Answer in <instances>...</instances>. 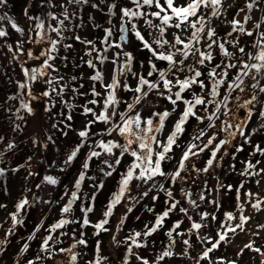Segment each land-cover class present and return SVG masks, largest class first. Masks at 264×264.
Instances as JSON below:
<instances>
[{
    "label": "rangeland",
    "instance_id": "obj_1",
    "mask_svg": "<svg viewBox=\"0 0 264 264\" xmlns=\"http://www.w3.org/2000/svg\"><path fill=\"white\" fill-rule=\"evenodd\" d=\"M54 7L49 8L47 5L41 7V0H8V5L5 8L0 9V14L6 12L9 16L13 17L15 22L24 29V36L21 37L14 29L11 28V24L5 20L0 22V27H3L9 35L0 38V136L4 137V141L0 142V151H3L8 142L14 141L17 147L11 151H5L3 156H0V168L5 169L3 176H0V204L6 205L5 208H0V241L5 240V233L12 227V221L9 213L16 211V204L21 199L25 198L28 193V200L31 202L23 213L24 223L17 225L14 234L7 236L8 243L3 246V251H0V264H28L29 260L40 254L44 257L42 261H37V264H69V254L59 253L52 258H48L47 253L40 252V244L42 240L48 235L47 228L49 225L57 222L61 218V207L66 204L69 196L66 193H71L74 189V184L78 178L82 164L85 161L90 146H93L101 139L118 140L123 143V138L119 137L115 132L111 136L105 135V130L109 125L104 123H96L91 126L90 139L81 148L77 158L71 163L70 166L65 167V170L58 178V184L53 186L43 182L45 175H50L55 170V163L60 162L62 156H67L68 153L81 142V138L77 133L82 130L87 121L93 119L91 114H83V106L87 104L88 107L94 108L97 113L102 108V103L97 105L88 104V101L92 99L102 100L101 97H93L91 89L95 84L96 90L104 92L105 89L101 86L100 82H93L90 80V76L94 75V70L87 66L86 61L91 57L85 55L86 46L80 42H77L73 37L74 35H80L85 39L93 40L96 42L97 48H103L101 43L105 35L104 30L107 28H113L114 40H118L120 35V11L121 7H133L131 0H89L88 4H69L68 0H52ZM163 2V0H161ZM180 3H184V0H179ZM112 3L117 4V8L114 10L116 15H109L108 6ZM227 3L232 7L227 9V12L220 17V19L213 18V26L216 27L218 34L221 38L233 39L239 38V47H244L245 52H255L256 49L252 47L253 43L258 38L259 32H264V23L261 24V28L256 30L254 24L260 22V17L264 16V12L260 8H256L252 11V20L245 25L247 29L253 31L252 36H247L241 33H233L232 37H227V33L231 31V26L227 23L236 16V12L239 8L244 7L245 0H227ZM31 4L29 8V15H40L45 19L46 26L51 24L57 25L56 20H52L48 17V12L51 11L59 19H64L63 13L65 8L68 10L69 19L65 20V25L69 29L64 33V40L59 45V53L54 64L58 72L50 71L51 76H62L63 80L60 82V86L67 85L63 93V102L60 97H56L55 106L51 108V111H45L46 104H49L48 97H42L40 94L45 91L48 86L43 81H37L32 84L33 94L40 97L37 100L31 102V106L34 111L29 115L25 111L21 110L20 116L24 119L17 118L16 109L20 107L19 98L10 100L8 97L17 94V81H24L25 77L21 70V65L24 67H38L42 62L41 60H30L27 57V51L31 49L34 55H39L42 49L49 47L47 42L41 44L30 43L28 41L29 30L34 28L35 21H30L24 14V9ZM92 4H97L99 7L94 8ZM64 5V7H61ZM264 7V5H261ZM72 9V10H71ZM146 11L152 12L157 9L145 8ZM72 13H75L73 16ZM247 14V9L244 12H240L236 18L243 22V18ZM149 19H154L149 16ZM137 27L141 30L146 39H151L148 35L149 30L144 24L143 19L135 20ZM159 23V21H155ZM131 25H129V28ZM175 29L169 30L170 33ZM52 39H57L55 32L49 33ZM33 39H36L35 32L31 33ZM20 39L24 40L23 55H18L17 58H13V52L16 50V42ZM11 44L13 51H9L7 45ZM63 44L72 45L71 49H65ZM155 47V45H153ZM234 56L231 60L232 63H236L237 57H240L238 47H232L226 45ZM124 51L132 53L134 60L132 64L133 72L141 73L147 76L149 68V58L151 56L147 49H144L141 42L129 32L128 43L124 45ZM120 51L119 49H110L107 53L109 60L103 65H100L98 61V68H102L105 81L108 83L113 75L114 65L111 63L113 53ZM96 53H93L95 56ZM214 59L209 64L206 62V66H199L200 70L204 73L202 79L205 84H209L207 73L217 63H220L222 56L219 54V49H213ZM66 57V59H64ZM83 58V60H82ZM123 59V58H121ZM246 60L247 57L245 56ZM158 68L166 69L167 62L154 61ZM191 63V61H189ZM237 74V69H230L228 80H232ZM177 75H180L177 73ZM76 77L75 80L72 77ZM45 77L44 79H47ZM156 75L149 77V79H156ZM183 78V77H181ZM121 84L127 82L131 87H135L137 80L130 73L120 77ZM252 81L245 78L246 91L244 93H233V96L240 94L242 99H248L252 94L250 88ZM264 85V80L261 81ZM59 87V86H58ZM226 85L222 86L220 91L223 94ZM76 89L77 91H73ZM163 90V89H161ZM175 91V89H174ZM192 91L200 94L201 90L198 86H193ZM86 93V95H81ZM206 94V93H205ZM118 97L122 101L131 102L133 93L125 91L123 87L117 93ZM261 100H264V94H259ZM186 98H191V93H185ZM71 104L73 107L69 108L67 105ZM234 107V105H230ZM260 104H257L255 114L248 122L246 131L251 132L253 128H258L260 124V117L258 115ZM126 105L121 103L119 105V111H124ZM172 105L164 98L157 96L155 93L149 94L148 98L142 101L141 105H138L136 111H140L141 115L147 117L151 115L153 111L162 112L165 109L171 110ZM183 105L174 113L173 116L166 122L167 128L164 135L171 130L172 123L178 118L179 111L182 110ZM234 111L235 108H233ZM63 113V115H62ZM71 114L72 119L69 121L66 116ZM134 114V113H133ZM236 115L239 119L245 118V110L240 109L236 111ZM223 119V117H222ZM219 121V120H218ZM216 121L217 127L220 124ZM208 121L198 123L195 119H190L189 123L185 126L186 131L178 141L179 147H175L170 154L173 159L165 162L163 168L166 172H174L177 166L183 149L186 144L190 142L192 133L197 128H205ZM19 124L20 130H14V126ZM71 125L70 128L66 125ZM56 125V127H53ZM215 129H209L208 135H211ZM67 132V135L63 133ZM52 140L49 141L48 137ZM33 138L38 143L33 145ZM163 138V136L161 137ZM207 136L203 138L202 143H206ZM47 144V148L44 145ZM256 145L264 147V131H258L251 136V142L245 143L244 138L237 135L236 139L232 141L230 145H227V154L224 155L223 160L219 166L213 167L209 173H197L191 169L189 165V171L182 173L187 177L186 180H178L172 187L173 195L176 200L180 201V205L169 217L165 219L164 225L157 232L153 233L149 237H141L142 241L146 242V247L137 248L133 246L134 255L128 256V264H141V261L137 259V256L146 258L150 264H156L158 256L165 250L169 244V237L166 233L173 228L176 221H182L180 227L176 229V232L183 233V235H176L173 233V238L176 240L175 245L171 249L174 255L171 257H165L159 264H197V259L202 252L211 247V242L207 238L215 240L217 237V231L220 229L221 222L225 220L224 213L233 212L239 216L237 209V191L236 189L240 185L245 186L247 182V175H242L246 166V162L251 160L255 163L257 160L261 161L260 164L264 165V155L255 152ZM243 147L242 151H236L237 147ZM99 151L100 149H96ZM117 155L119 150H116ZM223 154V153H221ZM219 155V154H218ZM210 156V152L205 150L204 153L198 157H194L191 161L195 164L196 168L202 169L207 159ZM28 157L32 159L29 161ZM105 159H111L107 156H101L100 158H94L90 162V168L87 171L88 177H95L100 174L99 170L104 167L102 161ZM130 155H125L121 164L117 170L113 172L110 177H105L101 180L104 182V187L99 190L94 189L95 179H87L81 186L78 195L81 199L74 205V212L70 219H82L83 213L80 211V206L83 203L87 206L91 203V196L95 192L94 211L88 214L92 224H95L99 220L103 219V213L107 209L108 203L112 198L113 193L117 192L118 182L121 174L127 169L132 162ZM259 164V165H260ZM23 165V167H20ZM64 165V164H63ZM234 165V168H233ZM257 165V167L259 166ZM14 169H18L13 171ZM106 170V169H105ZM32 173V174H30ZM157 181L163 182L165 189L170 186L169 182H164L160 177L156 178ZM205 181H207V187H205ZM152 182L145 185L141 181L134 180L131 184V192L129 195L136 197L137 200H125L121 204L117 205L114 209L113 216L109 219V224L106 227L108 232H101L99 236L94 235L95 229L91 226L81 228L80 224H70L65 229L60 231H67L68 235L59 238V243L55 245V248H69L74 242L73 232L76 233L75 238H80L81 232L84 233V238L87 239V246L78 245L75 251L81 253L78 258L77 264H89V261L93 260L96 256V243L100 241V255L107 257V264H124L125 256L127 255L128 245L123 243L126 237L130 236L134 232L145 231V225L151 227L155 223L156 216L161 214L167 207L166 200L168 199L164 191H157L153 189L149 192V195L142 197L141 193L146 191ZM37 185H40L38 188ZM218 185H232V189L228 190L226 187L217 190ZM191 192V199L196 200L199 205L198 208H192L187 202V199L181 194L180 189ZM211 188L213 191L209 192L207 189ZM241 190V188H240ZM51 192L52 195L46 202V205L42 207L44 199L39 196L41 193ZM203 192L206 199L204 201L199 200V195ZM158 195V199L153 201L152 197ZM218 201L219 207L208 201ZM133 210L127 213V219L125 220L122 229L117 232V225L120 223L121 218L127 212V208L132 206ZM180 207L188 208V214L185 215L180 212ZM152 209V211H149ZM208 212L215 214L216 219L213 220L209 216L203 223L206 227L200 230L189 233L188 229L191 227L192 221L188 219V216L192 217V220L200 222V213ZM262 212V213H261ZM257 214V215H256ZM251 219L244 226V231L237 229L235 234L229 233L228 240L222 242L220 246L209 254V259L200 260L199 264H227L228 260H234L235 264H245L248 261L249 264H261L264 261V229L258 227V225L264 224V207L261 211L256 212L251 208L250 213H246ZM255 217V218H254ZM43 221V227L33 240L29 241L28 237L34 232L36 226ZM232 224L238 223V220L232 221ZM113 235L116 236L118 241H121L119 246L113 241ZM189 240L191 247H187L183 244V240ZM27 242L30 247L28 251L21 253L23 244ZM252 243L255 248H260L261 253H257L251 249L244 248L245 244ZM18 247V261L14 255L15 247ZM243 249L242 254L238 253ZM187 250V255H180ZM222 258V259H221Z\"/></svg>",
    "mask_w": 264,
    "mask_h": 264
},
{
    "label": "snow or ice",
    "instance_id": "obj_2",
    "mask_svg": "<svg viewBox=\"0 0 264 264\" xmlns=\"http://www.w3.org/2000/svg\"><path fill=\"white\" fill-rule=\"evenodd\" d=\"M104 2V0H101ZM69 4H88L89 0H68ZM133 7H121L120 11V35L118 40H114V30L113 28H107L104 30L105 35L101 43L104 47L97 48L96 42L93 40L85 39L80 35H74V39L86 46L85 55L91 57L90 59L83 61L88 67L94 70V75L90 76V80L93 82H100L101 86L105 89L102 93L96 90L95 84L91 89L93 97H101L102 100L92 99L88 101V104L97 105L102 103V108L97 113V111L88 107L87 104L83 106V114L93 117V119L87 121L84 128L80 130L77 135L81 138V142L77 144L67 155L64 160V166H70L71 163L77 158L84 147L85 143L90 139L92 135L90 129L91 126L100 122L109 127L105 130V135L111 136L115 132L119 137L123 138V143L118 140H104L101 139L96 142L93 146H90V150L85 157V161L82 164V170L75 181L74 189L70 194L66 204L61 207V218L48 226V235L42 240L40 244V252L47 253L48 258H52L54 255L59 253L69 254V264H77L78 258L81 253L75 251L78 245L87 246V239L84 238V233L81 232L80 238H75L76 233L73 232L74 242L69 248H55V245L59 243V238L68 235L67 231H60L65 229L66 226L70 224H80L81 228L91 226L95 229L93 233L99 236L101 232H108L109 229L106 225L109 224V219L114 214V209L117 205L121 204L125 200H137L130 194L131 184L134 180L141 181L145 185L149 182L151 186L141 193L142 197L149 195L153 189L159 191H164L167 196L166 203L168 207L156 216L155 223L149 227L145 225V231L143 233L137 231L132 233L130 236L126 237L123 243L127 244V255L124 259V264H128V256L134 255L133 246L137 248L146 247V242L142 241L140 238L149 237L153 233L157 232L164 225V221L169 217L177 207L180 205V201L176 200L172 187L178 180H186L187 177L182 175V173H187L189 171V165L191 169L199 173H209L213 169L214 165L219 166L220 162L223 160L224 155L227 154V145H230L233 140L236 139L237 135L244 138L245 143L251 142V136L258 131H264V100H261L259 94H264V85L261 81L264 80V32H259L258 38L253 43L252 47L256 49L255 52H245L244 47H239V38L235 37L233 39L221 38L218 34L216 27L213 26V18L220 19L222 15L227 12V9L232 7V5L227 3V0H184V3H180L179 0H131ZM8 5V0H0V9L5 8ZM47 5L49 8L54 7L52 0H41V7ZM264 0H245L244 7L239 8L236 12V16L232 20L227 21L231 26V31L227 33V37H232L233 33H241L247 36H252L253 31L245 27L252 20V11L256 8H260L264 12ZM24 9V14L30 21H35L33 29L29 30L28 41L30 43L41 44L47 42L49 47L42 49L39 55H34L33 51L29 49L27 51V57L30 60H41L43 62L38 67H24L21 65V70L25 77L24 81H17V94L8 97L10 100L18 99L20 107L16 109L17 118L23 120L24 117L20 116L21 110L25 111L27 114H33V107L31 102L37 100L40 97L33 94L32 84L37 81H43L48 88L43 91L40 96L48 97L49 104H46L45 111H51V108L55 106V98L60 97L61 102H63V93L67 85L60 86V82L63 80L62 76L53 77L51 76V71L58 72L59 69L55 67V60L59 53V45L62 44L64 40V33L69 31L65 25V20L69 19V14L67 8L63 13L64 19H59L51 11L48 12V17L52 20L57 21L56 26H52L50 23H45V19L40 16L29 15V8ZM64 7V5H61ZM92 7L98 8L97 4H92ZM151 9L155 8L156 11L148 12L145 8ZM117 8L116 3H112L108 6L109 15H116L114 11ZM247 9V14L243 18V22L236 17L239 16L240 12H244ZM74 16L75 13H72ZM151 16L154 19H149ZM143 19L144 24L149 30L148 35L151 38L146 39L141 30L137 27L135 20ZM7 20L11 24V28L14 29L21 37L24 36V29L15 22L14 18L9 16L6 12L0 14V22ZM155 21H159L156 23ZM264 23V16L260 17V22L254 24V28L259 30L261 24ZM129 25L131 27L129 28ZM175 29L170 33L169 30ZM35 32L36 39H33L31 33ZM55 32L57 39H52L50 34ZM131 32L137 40H139L144 49H147L151 56L149 58L148 64L150 70L147 76L133 72L132 64L134 57L132 53L124 51V45L128 43V33ZM9 33L0 27V38L8 36ZM24 40L20 39L16 42V50L13 52V58H17L18 55H23ZM155 45V47L153 46ZM226 45H231L232 47H238L240 57H237L236 63H232L231 60L234 53L229 50ZM9 51H13L12 45H7ZM65 49H71L72 45L63 44ZM119 49L113 53L111 58V63L114 65L113 75L108 83H104L105 75L102 68L97 67L98 61L100 65H103L110 58L107 55L110 49ZM219 49V54L222 56L220 63L215 64L207 73L209 84H205L204 73L200 70L199 66H206L207 63H211L214 59L213 49ZM93 53H96L93 56ZM247 57L245 60L244 57ZM123 58V59H121ZM66 59V57L64 58ZM83 60V58H82ZM154 61H164L167 62L166 69H160L157 67ZM191 61V63H189ZM237 69V74L232 80H228L229 70ZM130 73L136 78L137 83L133 88L127 82L123 85L121 84L120 77L125 76ZM179 73L180 75H177ZM156 75V79H149ZM48 77L47 79H44ZM183 77V78H181ZM245 78L252 81L250 88L252 89V94L248 99H242L240 94L233 96V93H244L246 91ZM73 80L76 77H72ZM226 85V88L221 94V87ZM59 86V87H58ZM193 86H198L201 90L200 94L192 91ZM123 87L125 91H130L133 93V98L131 102L122 101L117 93L120 88ZM163 89V90H161ZM175 89V91H174ZM73 91H77L73 89ZM155 93L166 99L173 107L171 110L165 109L162 112L153 111L151 115L144 117L141 115L140 111H136L138 105L142 104V101L146 100L149 94ZM185 93H191V98H186ZM206 93V94H205ZM81 95H86V93H81ZM124 103L126 105L124 111H119V105ZM183 105L182 110L179 111L178 118L172 123L171 130L167 132L165 136L164 133L167 128L166 122L177 113L180 105ZM257 104H260L258 115L260 117V124L258 128H253L251 132H247L248 122L252 119L255 114ZM240 109L245 110V118L239 119L236 115V111ZM69 108L73 107L71 104L67 105ZM134 113V114H133ZM63 115V113H62ZM223 117V119H222ZM67 120H71V114L66 116ZM190 119H195L198 123H203L205 120L208 121L205 128H197L196 131L192 133L190 142L186 144L182 151V154L177 161V166L174 172H166L163 168V164L173 157L170 155L175 147H179L178 141L183 136L186 131V125L189 123ZM220 121V126L217 127L216 121ZM56 127V125H53ZM70 128L71 125H66ZM209 129H215L211 135H208ZM14 130H20V125L14 126ZM67 135V132L63 133ZM224 134V138H220V135ZM163 136V138H161ZM207 136L206 143H202L203 138ZM4 137L0 136V142L4 141ZM48 140L51 141L52 138L49 136ZM38 141L33 138V145L35 146ZM17 145L14 141L8 142L3 151H0V156H3L5 151H11L15 149ZM47 148V144L44 145ZM100 149L97 151L96 149ZM116 150H119L117 155ZM208 150L210 156L206 161L205 166L200 169L196 168L195 164L191 161L194 157H198L202 153ZM243 147H237L236 151H242ZM255 152L264 155V147L256 145ZM223 153V154H221ZM219 154V155H218ZM125 155H130L133 159L129 164L127 169L121 174L120 180L118 182V191L113 193L110 199L107 209L103 213V219L99 220L95 224L89 219L88 214L94 211V201L95 192L91 196L89 203L85 206L83 203L80 206V211L83 213L82 219H70L74 212V205L78 200L81 199L78 195L82 184L87 179L94 180L95 177H88L87 171L90 168V162L94 158H100L101 156H107L111 159H105L102 161L104 167L99 170L105 177H110L113 175L121 164ZM32 158L28 157L30 161ZM261 161L257 160L252 163L251 160L246 162L244 171L242 175H255L259 176L264 173V168L257 169ZM20 167H23L21 165ZM234 168V165H233ZM107 169V170H105ZM18 169H14L16 171ZM64 169L62 168L61 171ZM255 170V171H249ZM5 169L0 168V176H3ZM32 174V173H30ZM157 177H160L162 181L169 182L170 186L165 189L164 183L157 181ZM43 182L50 185H57L58 178L45 175L43 177ZM259 184V181H257ZM39 188L40 185H37ZM95 190L102 189L104 187V182L100 181L94 186ZM205 187H207V181H205ZM226 187L228 190L232 189V185H218L217 190ZM240 185L236 189L237 195V209L239 211V216L233 212L224 213L225 220L221 222L220 229L217 231V237L215 240L212 238H207L211 242V247L206 248L200 257L197 259V264L200 260L209 259V254L217 249L222 242H226L229 237V233L235 234L237 229L244 231V226L251 219L250 216L244 215V203L240 201ZM209 192L213 189L208 188ZM181 194L187 199L192 208H198L196 200L191 199V192L185 191V189H180ZM248 200H254L251 203V207L258 211H261L264 207V197H260L259 193L247 192L244 194ZM158 195L153 196V201L157 200ZM206 199L203 192L199 195V200L204 201ZM219 207L218 201L212 200L208 201ZM31 202L27 197L21 199L17 202L15 208L16 211L9 213L12 221V227L8 229L5 233V240L0 241V251H3V246L8 243L7 236L14 234V230L17 225H22L24 223L22 213L30 207ZM6 205L0 204V208H5ZM134 205L127 208V212L121 218L120 223L117 225V232L122 229V226L127 219V213L133 210ZM180 212L187 215L189 209L180 207ZM152 211V209H149ZM209 216L213 220L216 219L215 214L202 212L200 213V222L192 220L191 216L188 219L192 221L191 227L188 232H194L206 227L203 223ZM238 220V223L232 224V221ZM182 221H176L173 228L170 229L166 235L169 237V244L165 250L158 256L156 264L162 261L165 257H171L174 255L171 249L176 243L173 238V233L176 232L181 225ZM43 227V221L36 226L34 232L28 237L31 241L35 238L36 233L40 231ZM259 228L264 229V224L258 225ZM176 235H183V233L176 232ZM113 241L117 246L121 243L113 235ZM183 244L187 247H191L189 240H183ZM30 245L25 242L21 248V253L28 251ZM244 248L251 249L257 253H261L260 248H255L252 243L244 245ZM96 256L93 260L89 261V264H107V257L100 255V241L96 243ZM243 249L240 250L239 254H242ZM187 250L180 255H187ZM264 254V253H261ZM44 257L37 254L36 257L28 261V264H37V261H42ZM137 259L141 261V264H150V262L144 258L137 256ZM222 259V258H221ZM227 264H235L234 261H229ZM264 264V261L261 262Z\"/></svg>",
    "mask_w": 264,
    "mask_h": 264
},
{
    "label": "bare ground",
    "instance_id": "obj_3",
    "mask_svg": "<svg viewBox=\"0 0 264 264\" xmlns=\"http://www.w3.org/2000/svg\"><path fill=\"white\" fill-rule=\"evenodd\" d=\"M260 168H264V165L260 164L256 170H259ZM257 181H259V184H257ZM247 192L259 193L260 197H264V173H261L259 176L247 175V182L245 186H243L240 190V201L244 203V215H246V213H250V210L252 208L251 203L254 202V200H248L245 197L244 194Z\"/></svg>",
    "mask_w": 264,
    "mask_h": 264
},
{
    "label": "trees",
    "instance_id": "obj_4",
    "mask_svg": "<svg viewBox=\"0 0 264 264\" xmlns=\"http://www.w3.org/2000/svg\"><path fill=\"white\" fill-rule=\"evenodd\" d=\"M235 108V107H233ZM218 123L220 124V121H218ZM220 138H224V134H221L220 135ZM67 156H62L60 159H58V161L60 162V164L58 162L55 163V170L51 172V176H54V177H57L60 179V176L61 174L63 173V171L65 170V166L63 165L64 164V160L66 159ZM64 169L63 171H61V169ZM107 170V169H106ZM104 179V175L102 173L100 174H97L96 178H95V183L98 184L101 180ZM118 191V189H117ZM52 193L51 192H46V193H41L39 194L40 197H42L44 199V202L42 204V207H44L46 205V202L48 201V199L51 197ZM25 197H28V193L26 194ZM19 250H18V247L16 246L15 247V251H14V255L16 256L17 258V261L19 259L18 256L21 255V252L19 253ZM18 255V256H17ZM229 261H234V260H228L227 262ZM235 262V261H234ZM245 264H249L248 261L245 262Z\"/></svg>",
    "mask_w": 264,
    "mask_h": 264
}]
</instances>
